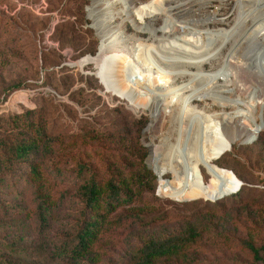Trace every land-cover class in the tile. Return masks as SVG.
<instances>
[{
    "label": "rangeland",
    "instance_id": "obj_1",
    "mask_svg": "<svg viewBox=\"0 0 264 264\" xmlns=\"http://www.w3.org/2000/svg\"><path fill=\"white\" fill-rule=\"evenodd\" d=\"M154 1L159 0H0V133L13 131L12 124L27 119L40 122L44 128L33 159L0 172V203L4 208L3 199L7 205H21L13 214L33 218L29 193L16 198L13 186V180L19 179V189L23 188V175L28 177L30 163L39 171L35 182L41 184L42 195L53 203L48 228L25 232L18 239L20 246L38 254L34 264H132L148 238L178 232L189 225L201 227L202 238L184 253L157 264H254L242 241L256 245L264 242V130L253 124L232 129L221 120L197 136V146L185 153L179 165L171 163L155 171L150 160L152 146L165 153L167 139L174 143L172 122L181 103L171 96L166 100L148 98L122 85L134 82L153 93L151 84L159 79L142 81L132 56L150 57L152 51L143 49L154 46L158 50L162 40L188 33L192 22L217 8L227 18L216 25L218 31L227 33L223 43L228 42L220 62L199 65L193 58H186L191 73L221 71L228 59H233L230 55L236 40L241 43L240 51L233 56L245 51L253 21L243 16L244 28L236 33L234 0H168L163 4L165 12L139 11ZM245 2L249 13L257 10V1L241 3ZM125 3L133 6L129 12ZM94 6L96 19L108 22L107 32L120 31V37L126 40L106 49L102 62V40L89 11ZM260 8H264V0ZM152 25L157 28L155 36ZM171 46L179 50L181 44L174 41ZM248 69L249 74L254 73L251 67ZM245 73L241 71L236 77L244 90L222 95L232 100L239 97L241 102L262 100L252 95L257 79ZM188 79L186 76L163 84L173 90ZM198 84L203 86L202 82ZM258 89L264 96V88ZM155 105L162 108L152 117ZM195 105L207 107V114L231 113L240 108L212 99L195 100ZM167 106L171 107L169 117L162 114ZM79 164H86L90 170L79 172ZM190 164L203 186L205 194L201 197L199 179ZM91 177L101 189L111 179L126 197L130 194V200L108 211L102 193L93 210L101 216L97 237L89 253L75 257L69 249H61L75 241L73 236L85 210L80 187ZM93 211L87 210L86 216ZM6 220L7 225L3 223L0 229L3 244L18 237L10 228L12 219ZM3 253L16 260L9 251Z\"/></svg>",
    "mask_w": 264,
    "mask_h": 264
},
{
    "label": "bare ground",
    "instance_id": "obj_2",
    "mask_svg": "<svg viewBox=\"0 0 264 264\" xmlns=\"http://www.w3.org/2000/svg\"><path fill=\"white\" fill-rule=\"evenodd\" d=\"M130 1L131 0H127V3H130ZM167 1L168 0L154 1L139 11L150 12L153 14L156 10L165 12L166 8L163 4ZM234 1L235 11L237 10V12L234 11L235 18H237V21L235 20L236 27L234 29L236 30V33L244 28V24L242 23L243 16V19L247 16L248 19L253 21L252 24L254 28L248 31V35H250V37L245 41V51L241 53L239 57H236L237 55L235 57L233 56L238 53L241 45L239 40H236L232 48L233 54L230 55L233 59H228L225 69L212 73L204 71L191 73L188 70V59L186 58V56L193 58L194 62L196 61L199 65L212 64L215 61L220 62V55L228 44V42L223 43V40L226 39L224 36H227V33L225 31H218L219 29L216 27V25L225 23V20L227 19L220 14V8H217L215 11L205 15L201 19L192 22L191 25H193V28L188 33L179 35V38L171 36L169 39L162 40L158 50L154 48V46L143 49L145 52L152 51L153 56L151 55L152 53H149L150 57H141L140 55L132 56V58H134L136 63L139 65L136 74L141 77L140 79H142V81L144 80L149 82L158 78L159 82L151 84L153 93H149V91H147L148 88L144 89L141 85H139L140 87L136 86L137 84L135 85L134 82H122L123 86L128 87L132 91H136L138 94H144L148 98L166 100V97L170 98L171 96L174 101L178 100L181 103V110L180 112L174 114L175 116L172 122L173 132L176 135L174 143H171V141L167 139V151L165 153L160 152L156 145L152 146V155L150 160L151 167L155 171H160L166 165L171 163L179 165L185 153L197 146V136L207 133L210 128L214 127L217 123H219V121L221 122V120L229 123L232 129H235L242 124H253L260 131L264 130V96L263 94L261 95L263 90H260V92L258 91V87L264 88V8H260L259 10V6L263 0H254L258 2V4H256L257 10H253V12L250 13L249 10L251 9L246 2L245 4L247 5V9H245L246 5L241 3L244 0ZM106 7L107 6L104 8ZM132 7L131 4H127L126 11L129 12ZM94 8L95 6L89 11L90 17L95 20L94 27L99 32V36L102 40L101 55L99 58V61L102 62V57L106 49L109 50L114 45L124 44L126 40L120 37V31L109 30L110 32H107L108 22H100L99 19H96ZM169 20L172 21L171 18H169ZM146 27H148L147 24ZM167 30L169 31L170 28L167 27L166 31ZM156 31L157 28L152 25V32L154 33V36L156 35ZM157 40L159 41V38H157ZM174 41L181 44V46H179V50L171 48V43ZM207 52L212 53L207 56ZM139 59L145 60H141V63H139ZM243 66H245V68ZM247 66L251 67L250 71L252 72L253 70L254 73L249 74ZM231 67H234V69H230ZM238 68H244L245 71L239 70ZM238 70L240 72L243 71L244 73L247 72L245 74H248L250 79H257V84L254 89L255 91L252 95H259L262 100L255 99V101H253V99L251 101L244 100L241 102L239 97L238 99L236 98L232 100L231 97L222 95L223 92L236 94L237 91L241 92V90H244L236 81V77L240 74ZM186 76H189V79L178 86V88L173 90L169 89V83L173 84L177 78H185ZM219 79H222L223 83H219ZM165 81H167L168 85L163 84ZM198 82H202L203 86H200ZM211 84H214V86L211 87ZM233 86L234 88H231ZM196 88H199L198 92L195 91ZM207 99H212L215 103L230 104L240 108H237L231 113L223 111L222 113L217 112L215 114H207V107L195 105V100L203 101ZM161 108V106L155 105V112H152V117L161 112ZM170 108L171 107L168 106L167 108H164L162 114L169 117ZM190 166L193 173L199 179V176L195 172L192 164H190ZM199 184L201 187V195L199 197H201L205 193L200 179Z\"/></svg>",
    "mask_w": 264,
    "mask_h": 264
},
{
    "label": "trees",
    "instance_id": "obj_3",
    "mask_svg": "<svg viewBox=\"0 0 264 264\" xmlns=\"http://www.w3.org/2000/svg\"><path fill=\"white\" fill-rule=\"evenodd\" d=\"M11 130L13 131L0 133V172L32 160L38 152L44 136V128L41 127L40 122L28 119L20 124H12ZM28 168V177L23 175V188L19 189V179L13 180V186L16 190L14 194L16 198L23 197L24 192L29 193L30 203L33 206V218L28 219L25 216L13 214L19 209L20 204L7 205L3 199V203L6 205L4 208L0 203V224L2 223L0 229L4 227L3 223L7 225L9 220L6 219L10 218L13 221L10 228L15 229L18 235L16 241L12 243L3 244L0 242V264H29V260L31 264L36 263L34 256L38 254L30 253L28 247L20 246L18 239L22 238L25 232H41L48 228L53 203H49L47 195H42L41 184L35 182L39 179L40 174L34 164L30 163ZM77 168L79 172L90 170L86 164H79ZM58 173H61V170ZM102 189L94 177L89 178L81 185L80 197L85 209L82 214L83 218L73 236L75 241L65 244L61 250L69 249V253L75 257L89 253L90 247L97 237L98 218L101 217L93 210L99 204L102 193H104V208L108 211L115 210L120 204L130 200V194H127L126 197L125 192L111 179ZM63 195L64 192L61 195L62 199L57 202L58 207L63 200ZM87 210L93 211L89 217L86 216ZM203 233L204 230L201 227L189 225L186 229L178 232L152 236L139 247L138 256L132 264H157L159 260L184 253L202 238ZM242 245L251 252L254 264H264V242L256 245L252 241L243 240ZM4 251L12 253L16 260L7 258ZM47 251L49 252V249ZM26 255L28 256L25 257Z\"/></svg>",
    "mask_w": 264,
    "mask_h": 264
}]
</instances>
